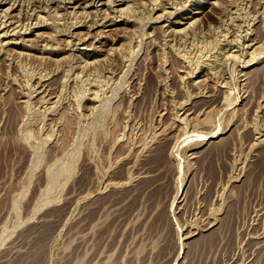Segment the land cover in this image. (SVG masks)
<instances>
[{
    "label": "rangeland",
    "instance_id": "374dc122",
    "mask_svg": "<svg viewBox=\"0 0 264 264\" xmlns=\"http://www.w3.org/2000/svg\"><path fill=\"white\" fill-rule=\"evenodd\" d=\"M17 1L0 264H264V0Z\"/></svg>",
    "mask_w": 264,
    "mask_h": 264
},
{
    "label": "bare ground",
    "instance_id": "6f19581e",
    "mask_svg": "<svg viewBox=\"0 0 264 264\" xmlns=\"http://www.w3.org/2000/svg\"><path fill=\"white\" fill-rule=\"evenodd\" d=\"M5 1H6V0H5ZM16 1H17V0H16ZM51 1H52V0H51ZM70 1H71V0H70ZM73 1H74V0H73ZM78 1H79V0H78ZM92 1H93V0H80L79 2H80V4L83 3V6H84V4H85V3L88 4V2H89V4H92V3H90V2H92ZM98 1L101 2L100 0H98ZM103 1H104V0H103ZM107 1H108V0H107ZM112 1L114 2V1H116V0H112ZM120 1H122L123 3L126 2V0H120ZM214 1H215V0H214ZM9 2H10V0H9ZM12 2H13V0H12ZM17 2H18V1H17ZM17 2H16V3H17ZM29 2H30V0H29ZM55 2H56V1H55ZM58 2H59V0H58ZM58 2H57V4H58ZM79 2H78V3H79ZM95 2H96V1H95ZM108 2H109V1H108ZM108 2H107V3H108ZM205 2H206V1H205ZM210 2H211V1H210ZM1 3H2V0H0V4H1ZM20 3L23 4V2H21V1H20ZM61 3H62V1H61ZM68 3H69V2H68ZM76 3H77V2H76ZM78 3H77V4H78ZM93 3H94V2H93ZM103 3H104V2H103ZM105 3H106V0H105ZM105 3H104V4H105ZM110 3H111V1H110ZM114 3H115V2H114ZM160 3H161V1H160ZM215 3H216V2H215ZM18 4H19V3H18ZM18 4H17V5H18ZM49 4H50V2H49ZM55 4H56V3H55ZM55 4H54V5H55ZM96 4H97V3H96ZM108 4H109V3H108ZM162 4H164V3L162 2ZM162 4H161V5H162ZM208 4H209V3H208ZM211 4H213V3H211ZM7 5H8V4H7ZM7 5H6V7H7ZM15 5H16V4H15ZM35 5H36V4H35ZM37 5H38V4H37ZM73 5H74V4H73ZM73 5H72V6H73ZM125 5H127V4H125ZM128 5H129V4H128ZM154 5H155V4H154ZM11 6L13 7V3L10 2L9 7L11 8ZM45 6H47V5H45ZM74 6H75V5H74ZM74 6H73V7H74ZM77 6H78V5H77ZM90 6H91V5H90ZM98 6H99V5H98ZM108 6H109V5H108ZM119 6H120V5H119ZM156 6H157V5H156ZM164 6H165V5H164ZM199 6H200V5H199ZM201 6H202V5H201ZM21 7H22V6H21ZM21 7L19 6V8H21ZM35 7H36V6H35ZM39 7H40V6H39ZM66 7H67V6H66ZM86 7H87V6H86ZM95 7H96V6H95ZM111 7H112V6H110V8H111ZM126 7H127V6H126ZM129 7H130V6H129ZM152 7H153V6H152ZM214 7H215V6H214ZM1 8H2V7H1ZM83 8H84V7H83ZM96 8H97V7H96ZM96 8H95V10H96ZM99 8H100V7H99ZM99 8H98V9H99ZM103 8H105V6H104ZM107 8H108V7H107ZM107 8H106V9H107ZM116 8H118V7H116ZM119 8H120V7H119ZM123 8H124V7H123ZM154 8H155V7H154ZM165 8H166V7H165ZM165 8H162V9H165ZM219 8H220V7H219ZM17 9H18V8H17ZM62 9H65V8H62ZM92 9H93V8H92ZM92 9H91V10H92ZM98 9H97V10H98ZM1 10H2V9H1ZM72 10H73V9H72ZM97 10H96V12L98 13ZM102 10H103V9H102ZM110 10H112V9H110ZM113 10H114V9H113ZM115 10H117V9H115ZM115 10H114V11H115ZM129 10H130V9H129ZM4 11H5V10H4ZM69 11H70V10H69ZM92 11H93V10H92ZM99 11H100V10H99ZM105 11H106V10H105ZM108 11H109V10H108ZM121 11H122V10H121ZM125 11H126V10H125ZM200 11H201V10H200ZM0 12H1V11H0ZM11 12H12V11H11ZM17 12H18V11H17ZM66 12H67V10H66ZM72 12H73V11H72ZM74 12H75V10H74ZM74 12H73V13H74ZM106 12H107V11H106ZM123 12H124V11H123ZM131 12H132V11H131ZM216 12H217V11H216ZM93 13H94V12H93ZM104 13H105V12H104ZM104 13H103V14H104ZM125 13H127V11H126ZM190 13H191V12H190ZM193 13H194V12H193ZM193 13H192L191 16H186L185 18H192V17H195ZM3 14H4V13H3ZM74 14H75V13H74ZM81 14H82V13H81ZM85 14H86V13H85ZM113 14H114V12H113ZM115 14H116V13H115ZM121 14H122V13H121ZM121 14H120V15H121ZM127 14H128V13H127ZM160 14H161V13H160ZM162 14H163V13H162ZM212 14H213V13H212ZM4 15H5V14H4ZM13 15H14V14H13ZM94 15H96V13H94ZM106 15H107V14H106ZM111 15H112V13H111ZM133 15L135 16L134 12H133ZM195 15H196V14H195ZM0 16H2V15H0ZM8 16H9V15H6V17H8ZM96 16H97V15H96ZM103 16H104V15H103ZM115 16H116V15H115ZM162 16H163V15H162ZM4 17H5V16H3V18H4ZM11 17H12V16H11ZM106 17H107V16H106ZM113 17H114V16L112 15L111 18H113ZM157 17H158V16H157ZM157 17H156V18H157ZM159 17H160V15H159ZM159 17H158V18H159ZM1 18H2V17H1ZM8 18H9V17H8ZM86 18H87V17H86ZM86 18H85V20H86ZM93 18H94V17H93ZM96 18H97V17H96ZM108 18H109V17H108ZM111 18H110V19H111ZM134 18H135V17H134ZM79 19H80V18H79ZM100 19H101V18H100ZM106 19H107V18H106ZM114 19H115V18H114ZM11 20H12V19H11ZM14 20H15V19H14ZM116 20H117V19H116ZM179 20H180V19H179ZM190 20H191V19H190ZM192 20H194V19H192ZM1 21H3V20H1ZM1 21H0V22H1ZM4 21H5V20H4ZM6 21H7V20H6ZM77 21H78V20H77ZM80 21H82V20L80 19ZM80 21H79V22H80ZM83 21H84V20H83ZM89 21L92 22L93 20L91 21V19H90ZM180 21H181V20H180ZM187 21H188V20H187ZM14 22H15V21H14ZM94 22H95V21H94ZM97 22H99V21H97ZM112 22H113V21H112ZM115 22H116V21H115ZM181 22H182V21H181ZM10 23H11V22H10ZM75 23H76V22H75ZM99 23H100V22H99ZM99 23H98V24H99ZM102 23H103V22H102ZM106 23H107V22H106ZM178 23H180V22H178ZM182 23H183V22H182ZM189 23H190V22H189ZM192 23H193V22H192ZM2 24H3V23H2ZM86 24H87V22H86ZM89 24H90V26H91L92 23H89ZM89 24H88V25H89ZM13 25H14V24H13ZM15 25H16V24H15ZM19 25H20V24H19ZM81 25H82V23H81ZM92 25H93V24H92ZM106 25H107V24H105L104 26H106ZM109 25H115V24L109 22ZM2 26H3V25H2ZM21 26H22V25H21ZM78 26H79V25H78ZM90 26H87V27H89V29H90ZM99 26H100V25H99ZM118 26H119V25H118ZM263 26H264V25H263ZM263 26H262L261 28H264ZM11 27H12V26H10V28H11ZM13 27H15V26H13ZM13 27H12V28H13ZM85 27H86V26H85ZM91 27H92V26H91ZM102 27H103V26H102ZM116 27H117V26H116ZM168 27H170V26H168ZM6 28H7V27H6ZM81 28H82V26H81ZM15 29H16V28H15ZM112 29H116V28H112ZM119 29H122V28L120 27ZM256 29H257V28H256ZM1 30H2V29H1ZM5 31H6V29H5ZM5 31H3V32H5ZM19 31H20V29H19ZM24 31H25V28H24ZM96 31H97V30H96ZM100 31H101V29H100ZM102 31H103V29H102ZM116 31H117V29H116ZM261 31H264V29H261ZM3 32H2V33H3ZM8 32H9V31H8ZM14 32H15V31H14ZM80 32H82V31H80ZM90 32H91V31H90ZM98 32H99V30H98ZM98 32H96V33H98ZM108 32H109V31H108ZM225 32H226V31H225ZM255 32H256V31H255ZM23 33H24V32H23ZM70 33H71V32H70ZM82 33H84V32H82ZM85 33H86V32H85ZM87 33H88V32H87ZM100 33H101V32L98 33V36H99ZM263 33H264V32H263ZM3 34H4V33H3ZM7 34H8V33H7ZM13 34H14V33H13ZM40 34H41V32H40ZM43 34H44V33H43ZM73 34H74V33H73ZM90 34H91V33H90ZM93 34H94V33H93ZM104 34H105V33H104ZM34 35H37V34L35 33ZM38 35H39V32H38ZM75 35H76V34H75ZM87 35H89V34H87ZM87 35H86V36H87ZM96 35H97V34H96ZM114 35H115V34H114ZM120 35H121V33H120ZM120 35H119V36H120ZM256 35H257V34H256ZM258 35H260V34H258ZM17 36H18V35H17ZM22 36H23V35H22ZM40 36H41V35H40ZM40 36H39V37H40ZM78 36H81V35H78ZM86 36H85V37H86ZM89 36H90V35H89ZM98 36H97V37H98ZM119 36H118V37H119ZM253 36H254V35H253ZM262 36H264V35L262 34L260 37H262ZM23 37H24V36H23ZM23 37H22V38H23ZM25 37H26V36H25ZM37 37H38V36H37ZM43 37H44V36H42V38H43ZM45 37H46V36H45ZM74 37H75V36H74ZM83 37H84V36H83ZM108 37H109V35H108ZM247 37H248V36H247ZM14 38H15V37H14ZM19 38H20V37H19ZM22 38H20V41H21V42H22V40H24V39H22ZM40 38H41V37H40ZM42 38H41V39H42ZM116 38H117V37H116V35H115V39H116ZM251 38H252V37H251ZM21 39H22V40H21ZM25 39H28V38H25ZM29 39H30V38H29ZM48 39H51V38L48 37ZM62 39H63V38H62ZM64 39H65V38H64ZM76 39H77V38H76ZM78 39H79V38H78ZM113 39H114V38H113ZM113 39H111V40H113ZM260 39H261V38H260ZM8 40H9V39H8ZM46 40H47V39H46ZM59 40H61V39H59ZM85 40H86V39H85ZM219 40H220V39H219ZM257 40H258V39H257ZM26 41H27V40H26ZM39 41H40V40H39ZM41 41H42V40H41ZM50 41H51V40H50ZM67 41H68V40H67ZM97 41H98V40H97ZM117 41H118V40H117ZM250 41H251V40H250ZM262 41H263V40H262ZM12 42H13V41H12ZM57 42H59V41H57ZM64 42H65V41H64ZM68 42H69V41H68ZM70 42H72V40H70ZM83 42H84V41H83ZM259 42H260V41H259ZM7 43H9V42H7ZM23 43H24V42H23ZM52 43H53V42H52ZM61 43H62V42H61ZM65 43H66V42H65ZM84 43H85V42H84ZM86 43H87V42H86ZM91 43H92V42H91ZM91 43H90V44H91ZM21 44H22V43H20V45H21ZM25 44H26V43H25ZM25 44H24V46H25ZM37 44H38V43H37ZM44 44H45V43H44ZM56 44H57V43H56ZM59 44H60V43H59ZM59 44H57V45H59ZM26 45H27V44H26ZM29 45L31 46L32 44H29ZM29 45H27V46H29ZM39 45H40V44H39ZM46 45H47V44H46ZM49 45H50V44H49ZM57 45H56V46H57ZM66 45H67V43H66ZM71 45H72V44H71ZM88 45H89V44H88ZM93 45H94V44H93ZM247 45H248V44H247ZM30 46H29V48H32V47H36V48H37V46H32V47H30ZM42 46H43V45H42ZM44 46H45V45H44ZM44 46H43V47H44ZM63 46H64V45H63ZM220 46H221V45H220ZM224 46H225V45H224ZM227 46H228V45H227ZM43 47L41 48V50L43 49ZM47 47H48V48H52V47L46 46V49H47ZM61 47H62V46H61ZM61 47H59V48L62 50L63 47H62V48H61ZM65 47H66V46H65ZM39 48H40V47H39ZM56 48H57V47H56ZM93 48H94V47H93ZM219 48H220V47H219ZM221 48H222V47H221ZM224 48H225V47H223V49H224ZM32 49H34V48H32ZM57 49H58V48H57ZM66 49H67V48H66ZM86 49H87V48H86ZM34 50H35V49H34ZM47 50H48V49H47ZM49 50H50V49H49ZM49 50H48V52H49ZM51 50H52V51H57V50H54V49H51ZM51 50H50V51H51ZM58 50H59V49H58ZM61 50H59V51H61ZM71 50H72V49H71ZM97 50H98V49H97ZM99 50H100V49H99ZM243 50H244V49H243ZM63 51H64V50H63ZM256 51H258V50H256ZM39 52H41V51H39ZM42 52H43V50H42ZM42 52H41V53H42ZM46 52H47V51H46ZM226 52H227V51H226ZM245 52H246V51H245ZM43 53H44V52H43ZM61 53H63V52H61ZM252 53H253V52H252ZM49 54H50V53H49ZM53 54H54V53H53ZM94 54H95V53H94ZM94 54H93V55H94ZM253 54H255V53H253ZM256 54H257V53H256ZM93 55H92V56H93ZM217 55H218V54H217ZM222 55H223V54H222ZM237 55H238V54H237ZM237 55H236V56H237ZM234 56H235V55H234ZM240 56H241V55H240ZM250 56H251V55H250ZM254 56H255V55H254ZM251 57H252V56H251ZM251 57H250V59H251ZM224 58H226V57H224ZM238 58H239V57H238ZM250 59H249V60H250ZM252 59H253V58H252ZM252 59H251V60H252ZM241 75H242V74H241ZM245 76H246V75H245ZM247 78H248V77H247ZM247 78H246V79H247ZM19 96H21V95H19ZM7 138H8V137H7ZM5 141H6V140H5ZM223 143H224V142H223ZM5 144H6V143H5ZM221 148H222V147H221ZM5 154H6V153H5ZM260 161H261V160H260ZM249 180H250V179H249ZM211 232L213 233V231H211ZM209 233H210V232H209ZM209 233H208V234H209ZM216 233H217V232H216ZM210 234H211V233H210ZM214 234H215V233H214ZM212 235H213V234H212ZM215 235H217V234H215ZM215 235H213V236H215ZM206 237H208V236L206 235ZM201 238H202V237H201ZM198 240H200V238H199ZM198 240H197V241H198ZM202 240H203V239H202ZM200 241H201V240H200ZM210 241H211V240H210V236H209V238H206V239H204L203 241H201V242H202L201 245L204 246V245H206V244H207L208 242H210ZM196 243H197V242H196ZM198 243H199V242H198ZM211 243H212V242H210V244H211ZM196 245H197V244H196ZM207 246H208V244H207ZM195 247H196V246H195ZM198 247H199V245H198ZM208 247H209V246H208ZM203 248H205V246H204ZM197 249H199V248H197ZM201 250H204V249H201ZM38 251H39V253H40V250H38Z\"/></svg>",
    "mask_w": 264,
    "mask_h": 264
}]
</instances>
